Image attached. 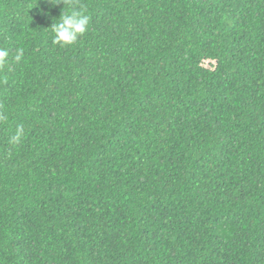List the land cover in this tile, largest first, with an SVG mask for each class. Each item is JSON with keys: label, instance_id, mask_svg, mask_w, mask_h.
Segmentation results:
<instances>
[{"label": "trees", "instance_id": "1", "mask_svg": "<svg viewBox=\"0 0 264 264\" xmlns=\"http://www.w3.org/2000/svg\"><path fill=\"white\" fill-rule=\"evenodd\" d=\"M76 2L0 0V264H264V0Z\"/></svg>", "mask_w": 264, "mask_h": 264}, {"label": "clouds", "instance_id": "2", "mask_svg": "<svg viewBox=\"0 0 264 264\" xmlns=\"http://www.w3.org/2000/svg\"><path fill=\"white\" fill-rule=\"evenodd\" d=\"M51 2V0H50ZM63 4L65 7L59 19L55 20L51 29L53 32V44L62 47L74 45L81 36H83L89 27L90 17L86 14V9L79 5L76 0H55L54 6ZM67 8V11H65ZM22 53L16 55L15 59L19 61ZM9 52L0 48V68L8 63ZM6 116L0 113V122L6 121ZM24 135L23 126H18L15 133L10 136L9 144L17 146L21 143Z\"/></svg>", "mask_w": 264, "mask_h": 264}, {"label": "rangeland", "instance_id": "3", "mask_svg": "<svg viewBox=\"0 0 264 264\" xmlns=\"http://www.w3.org/2000/svg\"><path fill=\"white\" fill-rule=\"evenodd\" d=\"M214 63H211V62H205L204 63V67L208 68V69H211L213 67Z\"/></svg>", "mask_w": 264, "mask_h": 264}]
</instances>
